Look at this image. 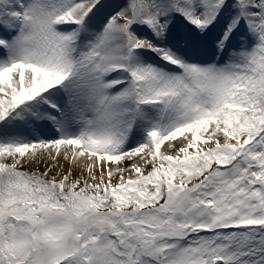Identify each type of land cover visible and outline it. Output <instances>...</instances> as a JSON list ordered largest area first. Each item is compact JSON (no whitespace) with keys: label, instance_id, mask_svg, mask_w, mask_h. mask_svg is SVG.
I'll list each match as a JSON object with an SVG mask.
<instances>
[{"label":"snow or ice","instance_id":"obj_1","mask_svg":"<svg viewBox=\"0 0 264 264\" xmlns=\"http://www.w3.org/2000/svg\"><path fill=\"white\" fill-rule=\"evenodd\" d=\"M0 264H264V0H0Z\"/></svg>","mask_w":264,"mask_h":264}]
</instances>
